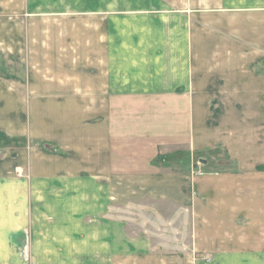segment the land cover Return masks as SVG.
<instances>
[{"label": "crops", "instance_id": "crops-1", "mask_svg": "<svg viewBox=\"0 0 264 264\" xmlns=\"http://www.w3.org/2000/svg\"><path fill=\"white\" fill-rule=\"evenodd\" d=\"M19 16L33 25L29 40L22 36L24 19ZM23 41L31 42L29 75L36 88L49 87V97L63 95L64 102L69 96L84 104L85 88L102 90L91 103L111 108L109 134L98 135L109 138L110 145L111 138L133 133L141 139L181 138V125L156 126L162 121L158 114L152 125L146 107H174L179 121L188 117L199 122L196 105L208 99L214 75L217 81L240 65L244 68L247 57L264 58V0H0V43H13L19 64L23 57L16 49ZM6 73L0 67V264H264L262 221L252 213L247 217L241 201L222 200L232 198L216 192L227 185H219L222 179L159 171L140 183L117 181L123 186L141 184L142 199L173 202L179 210L169 218L188 217L185 243L183 235L157 232L155 239V230L145 220L154 217L160 224L156 213L132 223L141 227L136 235L119 225L118 204L131 191L108 201L102 193L107 176H85L81 146L80 165L66 161L61 171L37 176L34 158L5 144L22 137V132L7 128L5 99L11 89ZM12 87L16 93V82ZM66 103L73 104L70 99ZM181 105L190 113L187 108L183 115ZM134 106L142 108L141 114L133 115ZM100 126L95 123L96 134ZM151 126L158 127L157 134H151ZM147 148L138 151L150 152ZM101 157L99 151L94 155L97 169L105 165ZM114 181L106 183L107 191L115 190ZM184 181L193 184L196 197L185 196ZM183 198L188 203L181 206ZM89 216L96 220L87 226ZM170 223L176 232L179 222ZM250 231L256 233L253 238Z\"/></svg>", "mask_w": 264, "mask_h": 264}, {"label": "rangeland", "instance_id": "rangeland-1", "mask_svg": "<svg viewBox=\"0 0 264 264\" xmlns=\"http://www.w3.org/2000/svg\"><path fill=\"white\" fill-rule=\"evenodd\" d=\"M18 18L24 19L21 23L22 36L29 40L33 25L25 21L27 18L23 16ZM30 43L23 41L16 49L23 57V59L21 57L22 64L18 63V57L13 56V53H16L13 43H0V55L5 54L4 59L0 57V67L7 70L6 80L7 84L10 83L11 89L10 95L5 99L7 128L15 130L16 134L22 132L21 138L11 142L8 139L5 144L19 147L25 155L32 156L37 162L35 171L37 176L44 178L46 172L61 171L65 168L66 161L73 166L80 165L81 152L78 153V147L81 146L79 149L83 147L85 151L84 166L87 167L85 176L90 173L93 177L95 172H101L107 176V181L102 180L105 182L102 185L105 187L102 188V193L106 192L104 195L108 201L110 198L114 201L115 197L131 191L130 196L118 204L119 225L124 226L130 235H136L141 227L132 223H136L137 219L140 221L143 215L149 216L156 213L155 215H160L163 220L160 224L154 217L150 219L146 217L145 220L149 225L148 228L155 230L153 232L155 239L159 240L158 233H163L167 237L172 234L183 235L182 242L185 243L188 232L185 222L188 217L184 214L179 218H169L173 215V211L179 210L173 202L142 199L141 184L123 186L119 185V182L122 179H130L131 182L140 183L141 179L149 173L159 171L165 172L167 176L177 173L198 178H218L225 181L220 180L219 185L223 183L227 185L223 189L219 186V191L216 190V192L229 193L228 195L232 197L222 198V200L235 201V203L241 201L238 204H241V209L247 212V217L252 213L256 220L261 219L260 228L264 231V58L247 57L244 68L240 65L238 70L221 75L222 79L216 78L217 81L214 75L213 89L207 91L208 99H199V104L196 105L199 117L197 123L189 121L188 117H181L179 121L176 116L177 110L174 115V107L165 105L146 107L145 111L149 116L151 115L149 121L152 125L157 124L153 121L154 114H158L159 119H162L156 126L168 125V128H172L174 125H181V138L172 137L174 136L172 135L166 138L160 136V138L141 139L132 132L133 136H126V138L119 137L116 140L111 138L114 142L110 145L109 138L107 140L104 136L98 135L106 134L108 131L111 108L105 105L99 108L91 103L94 95L102 96V90L85 88L87 95L84 104H76L69 96L64 102L63 95L49 97L46 95L50 91L46 88L49 87L36 88L37 83L29 75L30 51L27 46ZM20 68L21 70H18ZM13 81L17 85L16 93L12 92ZM51 91L54 94L57 92ZM68 99L73 104L67 105ZM187 108V112L190 113L188 106H180L183 115ZM131 109H133V115L141 114V107L134 106ZM95 123L101 124L100 132L97 134L94 131ZM154 126H151L153 128L151 134H157L158 127ZM141 146L148 147L150 152L138 151ZM98 151L102 153L101 159L104 162L113 159L111 166L106 165L105 162V165L98 169L95 167L97 162L94 155ZM80 174L82 176V173ZM21 176H24L23 172ZM110 178L115 180L112 187L117 184L115 190L111 192L106 190V188L110 189L106 187ZM241 181L244 183L242 184ZM229 183H235L238 186ZM184 184H186L185 181ZM192 187V183H187L183 187V193L187 198L196 197L193 195ZM93 189L94 187L90 189L91 193ZM212 192L214 193V190ZM187 198H183L179 204L186 205ZM109 213L110 211L107 210L105 218H108ZM120 214L124 217L122 218ZM125 215L130 216V219ZM95 220L93 216H89L85 221L89 226L93 225ZM170 221L179 222L176 225L179 227L176 232H173ZM47 222L50 223L51 219H47ZM248 233L252 238L254 237V231ZM24 237L25 240H29V233L25 232ZM184 246L182 243V248Z\"/></svg>", "mask_w": 264, "mask_h": 264}, {"label": "water", "instance_id": "water-1", "mask_svg": "<svg viewBox=\"0 0 264 264\" xmlns=\"http://www.w3.org/2000/svg\"><path fill=\"white\" fill-rule=\"evenodd\" d=\"M204 163V162H203Z\"/></svg>", "mask_w": 264, "mask_h": 264}]
</instances>
